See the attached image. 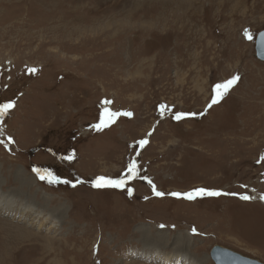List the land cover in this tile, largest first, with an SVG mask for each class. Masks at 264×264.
<instances>
[{"label":"rangeland","instance_id":"374dc122","mask_svg":"<svg viewBox=\"0 0 264 264\" xmlns=\"http://www.w3.org/2000/svg\"><path fill=\"white\" fill-rule=\"evenodd\" d=\"M262 30L264 0H0V264H164L148 232L264 264Z\"/></svg>","mask_w":264,"mask_h":264},{"label":"bare ground","instance_id":"6f19581e","mask_svg":"<svg viewBox=\"0 0 264 264\" xmlns=\"http://www.w3.org/2000/svg\"><path fill=\"white\" fill-rule=\"evenodd\" d=\"M108 19V18H107ZM142 24V23H141ZM200 89V88H199ZM203 91V90H202ZM107 110H109V108H107ZM110 111V110H109ZM116 119V115L115 113L113 114V116L110 118V121L113 120L115 121ZM111 129V128H110ZM125 159V157H123ZM237 165V164H236ZM26 183H28V181L26 180ZM25 184L24 181H22V185ZM30 184V183H29ZM24 193H29V190L27 192H23L21 194H24ZM257 196V193L254 192ZM26 195V194H25ZM23 196V195H22ZM31 196V195H30ZM2 198V197H1ZM28 198V196H27ZM15 199V198H13ZM6 200V199H5ZM9 200V199H8ZM254 201H257L256 198H254ZM20 208V207H19ZM96 208V207H95ZM8 209V208H7ZM26 210L27 212H30L32 213L34 211L35 214V218L32 219V222L37 224L40 220V218H44V217H48L49 220H51L52 217V213H54V211L50 210V212H46L44 210L40 211L39 209H36L35 207H32V206H29V207H26ZM128 210V209H127ZM2 212V211H1ZM45 212V213H44ZM118 212V211H117ZM4 213V212H2ZM115 214V213H114ZM119 214V213H118ZM128 214V213H127ZM54 219V218H53ZM166 223V222H165ZM160 224V223H159ZM158 224V225H159ZM52 225V228L55 229L58 224L55 223V224H51ZM164 229V228H163ZM148 232V231H147ZM149 233V232H148ZM146 233L145 235H142L141 236V241L140 242H143L144 245H146V248L143 249L142 251L143 252H147V256L146 258H150L151 256H154L156 259H159L161 257H163V262L164 264H200L198 263L197 261L193 260L192 258H188L186 255H183L185 258H182L181 256V253L180 251H183L184 249V244H179L177 242H182V238L179 236L180 240L178 239L177 242L175 241L174 242V245H176L175 248H171L170 245H169V240H166V238H161V236H158V237H153L151 234H148ZM152 233V232H151ZM156 236V235H155ZM49 239V238H48ZM55 240V239H54ZM40 240L39 239H36L35 240V243L39 242ZM43 242V241H42ZM184 242V241H183ZM56 244V242H55ZM148 245V246H147ZM54 245L52 244V246L50 247L49 244L47 245H43L42 248L43 250H41L43 252L42 254V257L43 259L46 261L47 258L49 257H53L54 258V262L49 260V262H44V263H41V264H64L62 262V260L64 259L63 256L64 254L62 255L61 252L59 251V246H58V243H57V247H53ZM51 248V249H50ZM150 248V249H149ZM164 250H166L167 252H163ZM171 250V251H170ZM170 251V252H169ZM63 253V252H62ZM151 254V256H150ZM144 256V255H143ZM155 259V260H156Z\"/></svg>","mask_w":264,"mask_h":264},{"label":"water","instance_id":"95a60500","mask_svg":"<svg viewBox=\"0 0 264 264\" xmlns=\"http://www.w3.org/2000/svg\"><path fill=\"white\" fill-rule=\"evenodd\" d=\"M256 57L264 62V30L258 33L255 44ZM211 259L216 264H263L257 260L243 257L240 254L220 246H215L211 251Z\"/></svg>","mask_w":264,"mask_h":264},{"label":"snow or ice","instance_id":"6c2138e0","mask_svg":"<svg viewBox=\"0 0 264 264\" xmlns=\"http://www.w3.org/2000/svg\"><path fill=\"white\" fill-rule=\"evenodd\" d=\"M32 72H35V69H32L31 70ZM239 80V77H234L233 79L229 80L226 84L224 85H218L217 86V92H216V98L213 99L212 101V104H216L219 102V100L223 97V95H225L228 90L236 84V82ZM221 89H223V91H221ZM211 106V105H209ZM11 107H13V105L11 104H8V105H5L3 107V109H0V115L6 113ZM181 117L180 116H177L176 119H180ZM104 126H107V124H105ZM100 127V126H98ZM142 144L144 143H147V141H143L141 142ZM135 169V165H133L130 169H129V172H132L133 170ZM124 181L121 180V181H112V180H108V179H105L103 177L99 178L97 180V182L95 183L94 187L96 188H104V187H114V188H120V187H123L124 186ZM197 195H209V196H215V195H219V193H216V192H204L203 190H200L199 192L196 193ZM156 195L157 196H161L163 195V193H160V192H156ZM264 198V197H262ZM187 199L191 200L193 199V195H188L187 196ZM243 199L245 200H248L250 199L248 196H244Z\"/></svg>","mask_w":264,"mask_h":264}]
</instances>
